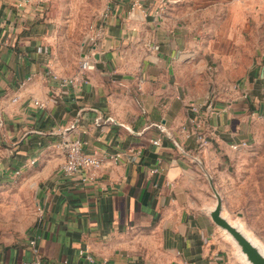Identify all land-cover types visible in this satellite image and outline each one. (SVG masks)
I'll list each match as a JSON object with an SVG mask.
<instances>
[{"label": "crops", "instance_id": "0c3cea01", "mask_svg": "<svg viewBox=\"0 0 264 264\" xmlns=\"http://www.w3.org/2000/svg\"><path fill=\"white\" fill-rule=\"evenodd\" d=\"M109 5L102 37L92 46L87 38L79 63L64 67L28 0H0V146L7 169L30 171L35 161L39 208L32 232L0 249V263L246 264L191 188L201 172L195 159L219 166L250 138V114L263 113L264 67L248 49L247 5ZM84 55L92 68L80 71ZM50 71L76 82L61 87ZM65 139L105 158L94 181L60 175Z\"/></svg>", "mask_w": 264, "mask_h": 264}, {"label": "rangeland", "instance_id": "374dc122", "mask_svg": "<svg viewBox=\"0 0 264 264\" xmlns=\"http://www.w3.org/2000/svg\"><path fill=\"white\" fill-rule=\"evenodd\" d=\"M108 4L109 0H28V11L33 20L50 26L52 50L64 67H70L79 63L90 26L100 22ZM245 4L250 26L248 49L253 48L259 56L262 68L264 0ZM262 112L250 114L245 125L250 138L245 146L232 149L233 154L223 156L216 168L213 165L204 169L199 165L200 177L196 187L191 188V195L206 201L199 205L206 215L220 204L223 216L231 224L242 225L264 247V107ZM5 149L0 146V249L21 244L39 220L37 185L32 172L35 165L30 171L7 169Z\"/></svg>", "mask_w": 264, "mask_h": 264}, {"label": "built area", "instance_id": "2783aa9c", "mask_svg": "<svg viewBox=\"0 0 264 264\" xmlns=\"http://www.w3.org/2000/svg\"><path fill=\"white\" fill-rule=\"evenodd\" d=\"M240 3H247L251 0H235ZM111 13V7L108 4L104 13L102 14L101 20H104L106 17H108ZM100 20V21H101ZM99 23H95L90 26L89 30V36H88V42L89 44L95 45L98 40L102 37V27L98 25ZM92 68V64L90 63V59L87 58L86 55L82 58L80 62V71H87ZM47 76H49L52 80L58 81L61 85V87H67L70 84H73L76 82V79H65L57 76L53 72H48ZM197 111V109H194ZM100 124V121H96V125L98 126ZM195 127H197L198 130L202 129V125L198 123H193ZM160 131L163 132L162 127H159ZM198 143L201 147L206 146L207 141L204 134H199L197 137ZM153 144L158 146L160 145V140L153 141ZM246 142L239 143V144H232L231 149L238 150L242 146H245ZM61 149L64 152L66 156V161L62 165L60 175L69 180H74L76 177L82 182V183H89L94 181L95 179V173L100 170L104 164V157H97L94 155H90L85 152L84 144L80 140H68L65 139L61 143ZM113 161H119L122 158V155L120 153L112 155L109 157ZM31 165H35V161H31ZM30 245L36 246V241H31ZM84 253L81 252V255ZM88 260L92 261L91 257H87ZM5 264V263H0ZM23 264H37V263H29L24 262Z\"/></svg>", "mask_w": 264, "mask_h": 264}, {"label": "water", "instance_id": "95a60500", "mask_svg": "<svg viewBox=\"0 0 264 264\" xmlns=\"http://www.w3.org/2000/svg\"><path fill=\"white\" fill-rule=\"evenodd\" d=\"M163 132L165 131L163 130ZM195 162L203 168L199 160L195 159ZM207 216L228 237L238 258L242 259L246 264H264V255L260 249L237 226L231 224L223 216L220 204L214 207Z\"/></svg>", "mask_w": 264, "mask_h": 264}, {"label": "bare ground", "instance_id": "6f19581e", "mask_svg": "<svg viewBox=\"0 0 264 264\" xmlns=\"http://www.w3.org/2000/svg\"><path fill=\"white\" fill-rule=\"evenodd\" d=\"M237 227H238V229H240L248 237V239H250L252 241V243L254 245H256L260 249V251L264 255V247H261L260 243L257 240H255L254 238H252L251 236H249V234L244 230V228H243L242 225H239Z\"/></svg>", "mask_w": 264, "mask_h": 264}]
</instances>
